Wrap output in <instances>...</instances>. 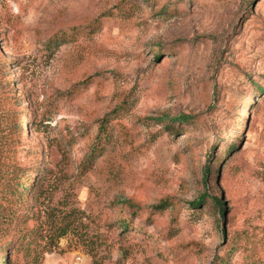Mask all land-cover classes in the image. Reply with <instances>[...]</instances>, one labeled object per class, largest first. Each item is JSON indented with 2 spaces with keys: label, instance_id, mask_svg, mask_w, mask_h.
Masks as SVG:
<instances>
[{
  "label": "rangeland",
  "instance_id": "obj_1",
  "mask_svg": "<svg viewBox=\"0 0 264 264\" xmlns=\"http://www.w3.org/2000/svg\"><path fill=\"white\" fill-rule=\"evenodd\" d=\"M5 175L0 264H264V0H0Z\"/></svg>",
  "mask_w": 264,
  "mask_h": 264
},
{
  "label": "trees",
  "instance_id": "obj_2",
  "mask_svg": "<svg viewBox=\"0 0 264 264\" xmlns=\"http://www.w3.org/2000/svg\"><path fill=\"white\" fill-rule=\"evenodd\" d=\"M257 89L260 90V87L258 86ZM166 118L167 117H165V119ZM169 119H170L169 120V125H172L171 123H174L175 121H178L179 123H182L183 120H188L189 117L180 116L177 119H174V118H169ZM102 127H105V126L103 125ZM107 135H108V130L104 128L98 133L96 138L97 139H104V138H106ZM231 145H233V144H231ZM229 147L227 149L228 152L231 150ZM94 151H96V150H93V152ZM209 160H211V155L209 156L208 161ZM89 162H90V159L86 160V163H87V164H85L86 168L88 167ZM212 169H213V166L211 165V163H207V165L204 166L202 178H203L205 183H207V179H209V177L211 176L212 173L216 174V172H214ZM13 173H14V171L12 170V174L10 175V178H9L8 182H5L6 175L3 176V179L0 180V184H2L1 182H3V183L5 182V184H8L9 182L10 183L12 182L10 184L13 187L11 189V193H14V194L16 193V195L20 196V198L22 200H24V198H27V197H30V196H31V198L36 200V198H34L35 197L34 195L40 194V192L38 191V189H39L38 188L39 187L38 183H39L40 177L42 178V176L35 177L34 181H32V183L29 186H27L26 183H24L21 180V174L20 173L19 174H16V173L13 174ZM10 185H7V186L9 187ZM206 199H208V197H207L206 192L204 191L201 194V196L199 197L198 202L196 204H200V202L204 203ZM210 200H211V203H212V206L214 207V209L217 210L218 213H222L223 209H224V206H223V202L221 201V199H219L217 196H212V198ZM166 206H167V202L165 200V201L159 202L158 204L154 205L153 209H154V211L159 212V211L164 210ZM121 223H122V225L124 227L128 226L127 223H125L124 221H122ZM67 233H68L67 227L66 226H60L58 228V232H57V234L55 236L56 243H54L52 245V247L47 248L45 250V252H50V251H52V249H55L57 247V241L59 239L65 237L67 235ZM29 239L30 238L24 237V240H25V242L28 245L25 248L26 249L30 248V254H29L30 255V264H39L40 255L41 254H40V252H38V250H36L35 248L30 246V242H29L30 240ZM92 251H93V246L90 247L89 253H91Z\"/></svg>",
  "mask_w": 264,
  "mask_h": 264
}]
</instances>
